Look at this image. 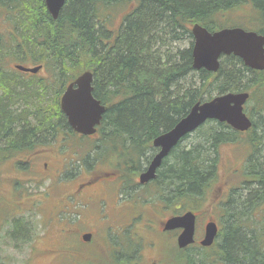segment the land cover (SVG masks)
I'll use <instances>...</instances> for the list:
<instances>
[{
    "label": "trees",
    "instance_id": "1",
    "mask_svg": "<svg viewBox=\"0 0 264 264\" xmlns=\"http://www.w3.org/2000/svg\"><path fill=\"white\" fill-rule=\"evenodd\" d=\"M246 3L250 6L248 16L253 8L258 11L247 25H230L228 20H222L217 27L211 26L218 13L237 10ZM128 4L133 9L114 35L106 28L110 9ZM0 7L6 13H14V19L6 21L19 38L15 40L9 35V40L0 33V153L7 155L12 149L20 151L39 143L61 145L68 135L74 134L59 109V99L64 86L79 70L77 76L86 71L93 75L92 96L105 106L96 146L108 144L104 149L113 153L139 154L148 148L153 139L173 128L193 104L205 101L200 93L203 88L216 84L215 96L245 92L247 102L252 96L257 104L252 109L259 119H251L252 127L246 133L252 149L244 165L243 193L229 199L224 209L229 214V225L220 234L221 250L223 264H264L263 235L259 233L255 238V231L251 226L248 228L253 223L250 224L248 214L264 202V70H251L241 59L228 56L221 58L216 74L195 71L193 40L184 49L174 50L171 46L184 34L192 38L189 29L192 23L210 32L225 26H242L264 36V0H64L55 20L47 12L44 0H0ZM252 25L255 28L251 30L245 27ZM19 48L24 54L30 52L32 61H39L47 73L45 80L22 78L25 74L21 71L12 74L5 70L3 62L10 60L11 53ZM164 49L166 53H162ZM194 78L197 83L192 82ZM34 84L42 92L46 87L55 89L48 108L41 104L34 110H13L20 97L25 105H33L34 99L43 103V94L38 95L33 86L29 87ZM258 88H262L260 95H256ZM215 124L213 131L217 132L205 139L207 146L202 151L179 150L177 144L162 161L156 180L144 184L153 185L157 193H162L161 202L172 200L179 205L176 213L187 210L184 203L190 199L203 197L204 189L216 178L218 156L214 149L236 138L233 132L222 131L226 125ZM59 132L64 136L62 140L57 136ZM22 191L21 188L14 195L19 196ZM157 193L153 195L159 198ZM234 203L237 205L230 210L228 206ZM241 206L246 212L245 219L237 215ZM26 224L21 219L11 221L7 235L14 244L28 239H24L29 233ZM181 259L192 264L184 257ZM177 262L180 263L178 255Z\"/></svg>",
    "mask_w": 264,
    "mask_h": 264
},
{
    "label": "rangeland",
    "instance_id": "2",
    "mask_svg": "<svg viewBox=\"0 0 264 264\" xmlns=\"http://www.w3.org/2000/svg\"><path fill=\"white\" fill-rule=\"evenodd\" d=\"M132 9L131 4L110 9V22L106 26L107 30L110 29L115 35L122 25L123 18ZM249 10L250 6L246 3L238 6L237 10H229L220 15L218 13L212 20L211 26L217 27L218 21L222 20H228L230 25L233 23L247 25V21L258 14V11L253 8L252 15L248 16ZM14 16V13H6L4 8L0 7V33L9 40H11L9 35H12L15 40H19L12 33L10 23L6 21L7 18L14 19ZM245 27L251 30L255 28V25ZM191 41L192 38L184 34L181 36V40L171 43V46L174 50L184 49ZM162 53H166L165 49L162 50ZM30 54V52L24 54L22 48L13 51L11 59L3 62L5 70L12 74L17 73L13 68L15 64H12L16 62L32 66L39 64V61L31 60ZM79 72L81 70L77 73ZM77 73L72 75V78L76 77ZM22 74L26 75V73ZM25 75H21V77L28 78ZM39 77L44 80L47 78L45 70ZM192 82L197 83L198 79L194 78ZM31 86L37 90L38 95L43 94L46 97H43V103L34 99L33 105L29 103L25 105L20 97L12 106L13 110H34L41 104L48 108V104L54 99L55 89L46 87L45 91L42 92L38 84L29 87ZM216 86L213 84L208 89H201L200 93L204 100L217 95ZM19 91L24 94L21 88ZM261 91L262 88H258L256 95H260ZM22 104L23 106L20 107ZM253 106H257V104L250 96V101L244 105V110L247 116L254 121L259 118L255 114V110L252 109ZM28 121L32 123V118L29 117ZM215 128L214 121L206 122L183 139L178 144V149L189 150V148H194L193 151L195 152L202 151V147L207 146L205 139L213 135ZM222 131L232 132L229 128ZM222 131L219 132L222 133ZM60 132L57 133V136L62 140L61 138L64 136ZM248 135H238L239 137L237 136L235 141L231 140L226 144L217 145V149H214L216 156H218L216 178L212 179L204 189L201 199H190L184 203L186 209L191 208L198 212L195 236L203 235L205 222L211 221L208 217L213 218L220 231L228 227L229 214L224 212V209L227 208L225 204L228 203L229 199L237 196L238 189L241 187L240 184L244 180V163L252 149ZM99 139L95 141L90 140L89 137L72 134L68 135L61 145L55 142L54 145L39 143L31 147H23L20 151L12 149L14 151L7 155L0 153V264H135L139 248H137L134 235L129 233L134 227V223L125 229L111 232L107 230L111 222L117 220L121 222L133 213L128 208L124 212L125 216L116 217V214L112 212L110 221L105 218L108 213L107 205L115 201V194H119L118 198L124 199L120 200L122 205L126 207L135 206L143 210L145 213L143 217L151 220V225H154V220L158 218L164 219L171 212L176 213L174 207L160 205L157 196L153 195L157 193L153 185L139 188L140 185L134 180V177L138 179V175L147 166L154 154L151 150V144L139 154L136 151L113 153L104 149L103 146L108 144L96 146ZM246 140L247 143H245ZM119 141L118 143L121 145ZM95 146L98 150L95 149ZM39 153L43 154L32 158L28 163L26 157L35 156ZM43 155L45 156L43 157ZM43 162H47V170L42 168ZM111 170L121 173L123 182L120 185H118L119 183L109 184L105 188L97 189L98 196H96L94 203L91 202L89 205L75 204V198L71 199L75 184L84 183L95 174L98 175ZM56 177L57 185L55 186ZM21 179L26 182L23 183ZM17 182L19 185L15 186ZM14 186L15 190H12ZM21 188L23 189L22 193L15 196L14 194ZM227 189H229L228 193L226 192ZM240 193H243V190H240ZM157 194L161 199L162 193ZM128 195H130L129 198H127ZM97 202L105 203L98 204ZM236 205L234 203L228 208L233 210ZM162 207L165 210H162ZM253 212L248 214L250 224L253 222L248 225V228L251 226L255 231V238L257 234L262 233L264 242V203ZM75 214H79L80 219ZM237 215L246 218V212L242 206ZM16 219H21L27 223L26 227L29 228V233L28 237L24 238H28L27 240L14 244L8 238L7 232L11 221ZM196 229H198L197 233ZM83 233L93 235L89 243L80 240ZM105 234H109L111 243L106 242ZM191 252L195 253L194 251ZM117 253L120 254L119 259L116 257ZM191 255L195 258L194 254ZM176 257L177 255L171 252L168 255L167 264H176Z\"/></svg>",
    "mask_w": 264,
    "mask_h": 264
},
{
    "label": "water",
    "instance_id": "3",
    "mask_svg": "<svg viewBox=\"0 0 264 264\" xmlns=\"http://www.w3.org/2000/svg\"><path fill=\"white\" fill-rule=\"evenodd\" d=\"M44 4L47 12L55 20L64 0H44ZM191 34L193 37L192 69L195 71L205 70L214 73L219 68V58L229 55L240 58L243 64L252 70H264V36L257 32L231 27L210 33L195 24L192 26ZM14 68L31 74H36L41 69L40 66L29 68L19 64L14 65ZM92 76L89 71L78 75L65 87L59 101L60 110L70 129L83 136L95 134L96 126L100 124L105 112V106L92 96ZM247 97L246 93H227L207 102L195 103L188 114L173 128L153 140L152 145L157 148V152L146 170L139 175V183L145 184L153 180L157 169L171 149L207 120L226 123L236 131H246L252 126L241 108ZM195 220L193 212L188 211L182 216L169 218L164 223L163 229H182L177 238V245L179 248H185L193 244ZM216 234V224L209 221L204 227L201 245H211ZM82 238L88 241L90 235Z\"/></svg>",
    "mask_w": 264,
    "mask_h": 264
},
{
    "label": "flooded vegetation",
    "instance_id": "4",
    "mask_svg": "<svg viewBox=\"0 0 264 264\" xmlns=\"http://www.w3.org/2000/svg\"><path fill=\"white\" fill-rule=\"evenodd\" d=\"M28 79H36V80H42L39 76L35 75H28ZM34 77V78H31ZM99 134L96 133L95 136L90 137L92 140L97 141ZM43 150V149H42ZM157 152V150L154 149V154ZM43 153L36 154L35 156H41ZM153 154V155H154ZM35 156H28L26 157L28 163L32 158ZM45 156V155H44ZM41 160V159H40ZM39 164V163H38ZM42 168L44 170H47V162L42 163ZM145 169V168H144ZM143 169V170H144ZM158 175V169L156 171L155 177L153 180L150 181L153 182L156 180V177ZM216 177V175H215ZM134 180L138 182V179L134 177ZM245 179L242 181L240 185L244 183ZM123 182L121 178V173L116 172L114 170L102 172V174L94 175L91 179L87 180L84 183H77L75 184V189L73 192V197L75 198V204L79 205H89L91 202H95V198L97 195V189L103 187H107L109 184H116L119 183L120 185ZM55 186L57 185V177L55 178ZM146 185L139 186V188H142ZM239 192L241 190V187L238 189ZM106 191V190H105ZM226 192H229V189L226 190ZM237 192V194L239 193ZM107 193V191H106ZM224 193V191H223ZM222 196V194H221ZM119 194H115V201L112 204L107 205L108 206V213L105 215V218L110 221L111 213H115L116 217L118 216H125L126 210L130 208V210L133 211L132 215L129 217H126L123 221L119 222L118 220L116 222H111V225L107 228L108 232H111L113 230H120L125 229L128 226H130L132 223H134V227L130 230L129 233L134 235V238L137 242V248H139V253L137 256V261L135 264H167L168 255L171 252H174L176 255L180 257V263L178 264H187V261H183L181 258L184 257L188 261H191L192 264H223V258H222V239H221V232L219 226H217V234L215 239L213 240L212 244L209 246H202L201 241L203 239V235H200L197 237V235H194V241L193 244L190 246H186L185 248H179L177 245V238L179 234L181 233L182 229H173V230H164V223L170 218L174 216H182L188 211H192L195 215L196 219L198 220V212L195 209H187L182 212V210H178V213H170L168 214L164 219L158 218L155 221L154 225H151V220L145 219L143 215H145L144 211L133 207H126L120 203V199L118 198ZM158 201L160 205L162 204L166 207L172 206L176 210L179 208V205H177L175 202L165 203L161 202L160 198H158ZM98 204L105 203V202H97ZM264 203V202H263ZM262 203V204H263ZM261 204V205H262ZM227 207V203L225 204ZM172 209V210H174ZM258 209V208H257ZM151 210H154L151 208ZM162 210H165L162 207ZM161 210V212H162ZM171 210V211H172ZM209 211V210H208ZM254 213V212H253ZM75 216L80 219L79 214H75ZM212 218V217H208ZM159 221V222H158ZM209 220H207V223ZM205 222L204 226L207 224ZM197 221L195 220V228H196ZM196 229V233H197ZM85 234V233H83ZM80 237H82V235ZM91 234V233H87ZM91 235L90 237H92ZM106 242L111 243L112 241L109 239V234L104 235ZM91 239V238H90ZM221 239V240H219ZM90 242V241H89ZM88 242V243H89ZM191 251H194L195 253H192ZM191 254L195 255V258L192 257ZM116 257L119 259L120 254L117 253Z\"/></svg>",
    "mask_w": 264,
    "mask_h": 264
}]
</instances>
